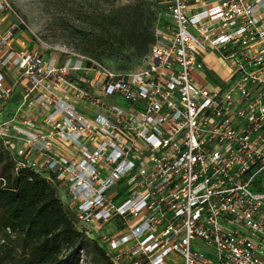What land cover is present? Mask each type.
I'll use <instances>...</instances> for the list:
<instances>
[{"label": "built area", "instance_id": "obj_1", "mask_svg": "<svg viewBox=\"0 0 264 264\" xmlns=\"http://www.w3.org/2000/svg\"><path fill=\"white\" fill-rule=\"evenodd\" d=\"M161 1L129 72L0 29V146L112 264H264V0ZM210 55L214 88L195 75Z\"/></svg>", "mask_w": 264, "mask_h": 264}, {"label": "rangeland", "instance_id": "obj_2", "mask_svg": "<svg viewBox=\"0 0 264 264\" xmlns=\"http://www.w3.org/2000/svg\"><path fill=\"white\" fill-rule=\"evenodd\" d=\"M5 1L10 9L2 13L1 19H4L0 22V29L19 25L20 38L26 40L36 38L38 45L44 49L75 51L113 70L124 72L139 69L149 53L137 48L136 35L153 33L154 28L165 17L164 3L160 0ZM18 18L22 20L23 25L19 24ZM220 63L227 71L223 61ZM17 93L18 90L15 94ZM1 155L4 162L0 163V170L6 160L4 154L1 153ZM56 195L65 209H68L66 194L60 187L56 188ZM78 226L88 233L90 228L88 225L78 223ZM103 227L98 230V233L106 232ZM91 238L92 241L97 240L94 237ZM13 239L14 237L9 235L8 231L4 233L0 230V245H4V241L10 243ZM101 246L105 251L104 245L101 244ZM4 256L5 259L1 264H10L12 261L16 263L20 257L14 252ZM77 264L109 263L95 256L90 249L87 255L81 256Z\"/></svg>", "mask_w": 264, "mask_h": 264}, {"label": "trees", "instance_id": "obj_3", "mask_svg": "<svg viewBox=\"0 0 264 264\" xmlns=\"http://www.w3.org/2000/svg\"><path fill=\"white\" fill-rule=\"evenodd\" d=\"M154 36V30L137 34V48L149 51ZM0 151V163L1 153L6 159L0 170V230L14 237L0 245V264L12 252L20 257L10 264H77L90 249L112 264L101 244L79 228L74 210L65 209L56 195L58 186L28 169L15 174L9 154L1 146Z\"/></svg>", "mask_w": 264, "mask_h": 264}, {"label": "crops", "instance_id": "obj_4", "mask_svg": "<svg viewBox=\"0 0 264 264\" xmlns=\"http://www.w3.org/2000/svg\"><path fill=\"white\" fill-rule=\"evenodd\" d=\"M204 67L196 74V82L207 88H214L221 85L225 70L221 63L210 55L206 57Z\"/></svg>", "mask_w": 264, "mask_h": 264}]
</instances>
